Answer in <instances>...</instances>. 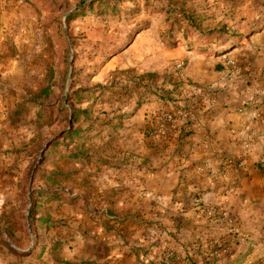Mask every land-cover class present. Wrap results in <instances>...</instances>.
<instances>
[{"label": "crops", "instance_id": "crops-1", "mask_svg": "<svg viewBox=\"0 0 264 264\" xmlns=\"http://www.w3.org/2000/svg\"><path fill=\"white\" fill-rule=\"evenodd\" d=\"M34 15L28 6L0 0V214L4 203L19 202L22 171L34 156L20 148L13 122L18 107L27 104L23 83L33 89L36 82L23 80L21 47L30 43L32 55L51 31ZM144 52L136 74L152 70L145 60L152 52ZM227 54L181 51L180 71L157 69L158 90L152 81L138 82L121 128L99 132L96 154L81 165L85 194L98 203L103 220L75 232L81 251L68 248L66 260L161 264L170 252L173 264H264V167L258 164L264 157V84H240L257 55ZM228 57L241 67L227 66ZM182 107L189 109L185 117ZM172 110L173 126L151 133L154 115ZM28 128V140L38 139V131ZM7 252L0 244V264H9Z\"/></svg>", "mask_w": 264, "mask_h": 264}, {"label": "rangeland", "instance_id": "rangeland-1", "mask_svg": "<svg viewBox=\"0 0 264 264\" xmlns=\"http://www.w3.org/2000/svg\"><path fill=\"white\" fill-rule=\"evenodd\" d=\"M3 1L34 9V16L51 31L43 33L41 49L34 42L32 55L30 43L26 41L21 47L19 61L26 72L23 80L33 78L36 82L33 89L23 83L27 104L18 107L13 122L21 133L20 148L34 156L22 171L19 202L9 201L1 208L0 244L8 249L9 264H82L65 258L68 248L81 251L75 232H86V226L93 228L103 220L98 203L85 194L81 166L96 154L99 132L121 128V120L131 113V94L136 93L138 82L152 81L158 90L157 80H162L157 69L178 70L176 64L183 62L177 59L181 51L202 55L252 52L258 58L251 61L252 69L240 84L254 83L255 89L263 85L264 0ZM186 17L212 36L184 39L177 28ZM144 47L152 52L145 59L152 70L136 74ZM226 64L241 67L233 57H228ZM56 69L59 73L52 82ZM181 111L189 109L182 107ZM161 113L154 115L156 121ZM29 126L38 131V139L28 140ZM73 131L77 135L69 137ZM150 132H158L157 123ZM86 151L90 154H81ZM226 164L233 162L227 160ZM166 254L171 255L173 264V254Z\"/></svg>", "mask_w": 264, "mask_h": 264}, {"label": "built area", "instance_id": "built-area-1", "mask_svg": "<svg viewBox=\"0 0 264 264\" xmlns=\"http://www.w3.org/2000/svg\"><path fill=\"white\" fill-rule=\"evenodd\" d=\"M183 66V62H178L176 64V68L178 70H180ZM192 91H194V93L198 94L201 92V90L199 88H194ZM188 111H182L181 114L185 117L187 115ZM175 121V113L172 111H167V112H162L160 115H158L157 117V125H158V132H164L167 129H169V127H172ZM262 162H264V157L261 158ZM262 167H264V164H261ZM163 263L164 264H171V255L170 254H166L163 258Z\"/></svg>", "mask_w": 264, "mask_h": 264}, {"label": "trees", "instance_id": "trees-1", "mask_svg": "<svg viewBox=\"0 0 264 264\" xmlns=\"http://www.w3.org/2000/svg\"><path fill=\"white\" fill-rule=\"evenodd\" d=\"M185 19H186L185 23L183 25H180L177 28V32H179L184 39L195 36V39L198 40V39L203 38V36H212V33L209 30L207 31L206 29H201L198 24L196 25L193 18L190 19L189 17H186ZM74 134L77 135V131H73L68 136L70 137ZM32 205H31V207H33ZM29 217H30V219H32L31 210H30Z\"/></svg>", "mask_w": 264, "mask_h": 264}, {"label": "water", "instance_id": "water-1", "mask_svg": "<svg viewBox=\"0 0 264 264\" xmlns=\"http://www.w3.org/2000/svg\"><path fill=\"white\" fill-rule=\"evenodd\" d=\"M71 63H72V57H71L70 60H69L68 80L70 79V76H71ZM65 92H66V93L68 92V85H67L66 88H65ZM33 170H34V169H33ZM29 184H31V180H30Z\"/></svg>", "mask_w": 264, "mask_h": 264}]
</instances>
